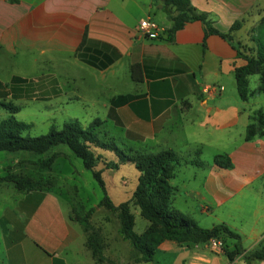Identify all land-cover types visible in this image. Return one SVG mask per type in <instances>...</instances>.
<instances>
[{"label":"crops","instance_id":"0c3cea01","mask_svg":"<svg viewBox=\"0 0 264 264\" xmlns=\"http://www.w3.org/2000/svg\"><path fill=\"white\" fill-rule=\"evenodd\" d=\"M155 1L0 0V101L78 103L95 114L70 119L82 126L100 119L99 136L121 148L174 150L181 162L170 181L173 207L204 228L225 223L250 251L264 241V136L245 134L250 114L264 111V92L255 91L260 75L251 74L252 93L241 99L234 70L247 63L238 51L255 54L264 43V0H190L230 38L206 34L199 20L168 36L172 21ZM147 17L158 24L155 38L137 31ZM216 154L232 166L214 164ZM51 179L31 189L13 184L12 205L0 215V264H243L241 255L230 261L206 242L174 240L144 261L118 225L96 262L71 218L75 205Z\"/></svg>","mask_w":264,"mask_h":264},{"label":"trees","instance_id":"16d2710c","mask_svg":"<svg viewBox=\"0 0 264 264\" xmlns=\"http://www.w3.org/2000/svg\"><path fill=\"white\" fill-rule=\"evenodd\" d=\"M167 11L172 21L168 36L172 35L186 23L199 20L205 26V33H215L230 38L229 33L220 32L207 13L198 11L190 0H157ZM239 22H235L230 30L235 29ZM247 63L234 70L236 89L241 99L246 100L252 93L248 88V76L260 75V84L256 92H264V43L255 54H244L238 51ZM0 106L10 115L0 120V151H25L39 156L33 163L49 170L58 156L57 152L47 153L58 144H65L70 151L82 160L83 166L88 169L103 191V197L96 206L89 207L83 215L71 217L77 221L86 233L87 245L94 257L99 255L103 245V236L98 228L90 225V216L97 207H103L117 220V232L130 245L141 254L144 261H152L156 247L164 240H174L178 243H202L210 238H217L222 243V249L230 261L238 256L243 257V264H252L254 260L264 262V241L256 248L245 251L241 248L238 233L231 230L225 223H218L211 227H201L195 220L173 207L171 198L175 187L171 184L176 166L181 162L179 155L171 149L154 153L141 152L132 148H121L112 139L99 136L97 126L100 119H94L87 126H82L77 119L63 122L60 128L51 127L50 130L38 136H30L24 132L30 127L29 123L18 120L14 113L20 107L11 103L0 101ZM264 136V111L256 110L250 114V123L246 127L245 139ZM103 151H113L119 163L130 162L138 171L137 183L128 200L114 204L109 197L102 178V169L97 165L103 160ZM197 165L202 161L191 160ZM106 169H117L118 163L104 161ZM213 163L222 168L232 166L226 154H216ZM12 175L4 176L1 180H10L18 189H31L44 186L46 181L24 179L14 180ZM131 202L139 208V214L147 222L141 232L134 230V214L131 211ZM229 243L232 247L229 248ZM101 260V256H98Z\"/></svg>","mask_w":264,"mask_h":264},{"label":"rangeland","instance_id":"374dc122","mask_svg":"<svg viewBox=\"0 0 264 264\" xmlns=\"http://www.w3.org/2000/svg\"><path fill=\"white\" fill-rule=\"evenodd\" d=\"M252 84L253 81H251L250 86ZM11 100L20 107L19 111L13 114L14 117L30 124V127L24 132V134L30 136L45 134L52 126L58 129L62 126L63 122L70 120V118H77L82 123L86 122L95 114L93 110L88 111L78 103L55 105L54 102L50 103L49 101L44 103L39 101V99L32 100L28 97H18ZM45 104H48L49 107ZM9 115L10 113L6 109L0 107V120ZM52 152H57L58 156L51 168L46 170L37 167L33 163L39 159V156L36 154L25 151H0V178L5 175H12L11 177L18 182L28 178L48 183L50 180L52 181V176H55L57 179L56 189L62 192L63 197L69 198L78 211H73L74 215H83L86 208L98 204L103 197V191L93 178L91 172L83 166L82 160L75 156L65 144L54 146L46 156H49ZM102 155L103 160L97 165V168L103 170L102 178L109 197L114 204L128 200L137 183V169L130 162L119 163L118 157L113 151H104ZM104 161L117 162L118 168L106 169ZM3 181L8 183H4ZM75 188L77 191H75ZM12 199L13 182L1 180L0 215L6 208L12 205ZM192 202L194 203V200ZM130 207L132 213L136 216L134 230L141 232V223L146 220L140 216L139 208L133 202H131ZM89 221L90 225L98 228L101 236H103V245L98 255L101 256V260L98 259V256L95 257L96 262H101L107 253L108 239L112 238L115 234L117 220L103 207H97L91 214ZM104 221H107L105 231L101 227Z\"/></svg>","mask_w":264,"mask_h":264},{"label":"built area","instance_id":"2783aa9c","mask_svg":"<svg viewBox=\"0 0 264 264\" xmlns=\"http://www.w3.org/2000/svg\"><path fill=\"white\" fill-rule=\"evenodd\" d=\"M137 31L141 35H143L145 37H150V38H155V37H157L159 35V27H158V24L151 17H147V18L141 20L138 23ZM210 89H211V87H206V90H210ZM219 89H222V87H219ZM206 243H207L208 247L211 250H214V251H223V249H222V243L217 238H210Z\"/></svg>","mask_w":264,"mask_h":264},{"label":"water","instance_id":"95a60500","mask_svg":"<svg viewBox=\"0 0 264 264\" xmlns=\"http://www.w3.org/2000/svg\"><path fill=\"white\" fill-rule=\"evenodd\" d=\"M159 6H161V5H159Z\"/></svg>","mask_w":264,"mask_h":264}]
</instances>
